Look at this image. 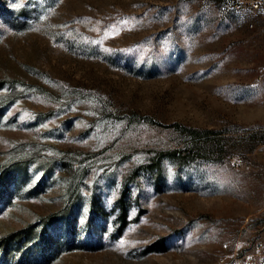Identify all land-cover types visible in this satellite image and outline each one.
<instances>
[{"label":"rangeland","instance_id":"obj_1","mask_svg":"<svg viewBox=\"0 0 264 264\" xmlns=\"http://www.w3.org/2000/svg\"><path fill=\"white\" fill-rule=\"evenodd\" d=\"M263 15L0 0V239L33 230L0 264L250 258L264 243Z\"/></svg>","mask_w":264,"mask_h":264},{"label":"trees","instance_id":"obj_2","mask_svg":"<svg viewBox=\"0 0 264 264\" xmlns=\"http://www.w3.org/2000/svg\"><path fill=\"white\" fill-rule=\"evenodd\" d=\"M176 126V125H174ZM190 132V131H189ZM172 154L176 156L178 159H187L189 155V150L187 148L180 149L177 151H173ZM6 172V171H5ZM5 172H0V192L4 190L6 186H9L11 184L10 180H8L5 176ZM52 217L49 218H44V223L45 226L47 224H51ZM42 220V221H43ZM49 220V221H48ZM127 226V212L125 210L122 211L121 214V224H120V229H123ZM32 227H28L24 231H18V232H13L3 238L0 239V250H2V253L5 254L7 253V249L9 248L10 245L12 244H17L19 246L26 245L28 243V236L32 233ZM41 241L44 243V247H49L50 246V241L51 239H47L44 237V234L40 235Z\"/></svg>","mask_w":264,"mask_h":264},{"label":"built area","instance_id":"obj_3","mask_svg":"<svg viewBox=\"0 0 264 264\" xmlns=\"http://www.w3.org/2000/svg\"><path fill=\"white\" fill-rule=\"evenodd\" d=\"M223 6L234 11H264V0H223ZM261 230L264 231V224L262 225ZM254 247V254L250 256V258L245 257L243 264H264V243L255 242Z\"/></svg>","mask_w":264,"mask_h":264}]
</instances>
